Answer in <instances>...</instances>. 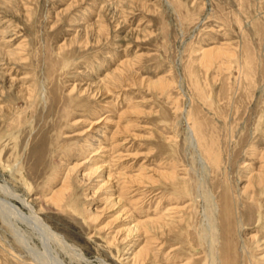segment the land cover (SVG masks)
I'll use <instances>...</instances> for the list:
<instances>
[{
  "label": "rangeland",
  "instance_id": "1",
  "mask_svg": "<svg viewBox=\"0 0 264 264\" xmlns=\"http://www.w3.org/2000/svg\"><path fill=\"white\" fill-rule=\"evenodd\" d=\"M0 264H264V0H0Z\"/></svg>",
  "mask_w": 264,
  "mask_h": 264
},
{
  "label": "bare ground",
  "instance_id": "2",
  "mask_svg": "<svg viewBox=\"0 0 264 264\" xmlns=\"http://www.w3.org/2000/svg\"><path fill=\"white\" fill-rule=\"evenodd\" d=\"M171 211H172V210H171ZM160 227H162V226H160ZM160 227H159V228H160ZM161 245H162V244H161Z\"/></svg>",
  "mask_w": 264,
  "mask_h": 264
}]
</instances>
